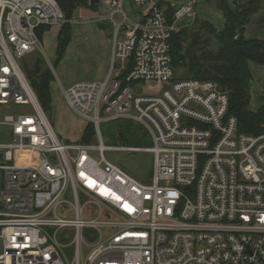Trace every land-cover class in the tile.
<instances>
[{
    "label": "built area",
    "instance_id": "obj_1",
    "mask_svg": "<svg viewBox=\"0 0 264 264\" xmlns=\"http://www.w3.org/2000/svg\"><path fill=\"white\" fill-rule=\"evenodd\" d=\"M192 3L171 21L157 5L133 20L123 0H104L109 73L63 91L93 126L97 144H82L59 141L18 62L42 53L37 33L61 27L62 10L55 0H0V107L26 109L0 121L11 131L0 142V264H264V134L238 132L215 82L173 78L171 38ZM121 120L149 135L151 147L125 149L152 154L149 182L104 158L100 125Z\"/></svg>",
    "mask_w": 264,
    "mask_h": 264
},
{
    "label": "rangeland",
    "instance_id": "obj_2",
    "mask_svg": "<svg viewBox=\"0 0 264 264\" xmlns=\"http://www.w3.org/2000/svg\"><path fill=\"white\" fill-rule=\"evenodd\" d=\"M188 2H193V10L196 16H190L178 25V32L182 31L189 38L183 44V47L188 45L193 35L198 34L200 36V47L203 41L208 40L210 42L203 50L207 53L216 52L218 47L216 41L211 36L210 31L207 28L205 30L202 26L203 21H208L218 30L223 28L224 18L215 0H151L145 8L136 7L131 0H123L122 9L127 16L136 20L140 16L139 12L145 13L154 4H160L164 8L168 4L178 6ZM103 4L104 0H99V3L93 8L88 5L74 10L70 22L71 40L65 49L62 60L56 66L54 61L56 60L57 27L51 28L44 35L42 53L30 54L18 61L26 77L27 73L34 69L36 62H40L42 67H46L53 72L54 80L50 84L51 106L47 110L45 109V115L55 135L62 143H79L83 130L92 126L87 120L80 118L67 107L63 91L74 82H100L104 80L108 66L106 60L107 48L110 46H107L100 39L99 29L102 26L103 28L111 27L110 22L107 21L111 12L104 11ZM113 21L114 23H120V15H115ZM173 78L181 80L188 79L189 76L185 69L175 68L173 69ZM24 110L26 109L22 107H0V121L5 115L19 113ZM100 132L103 145L107 148L103 153L107 161L117 165L140 182L151 180L153 172L152 154L143 151L128 152L125 150L129 147H151V140L145 128L128 120H121L102 123ZM0 134L3 136L0 142L7 143L10 139V129L0 126ZM93 144H97V142L93 141ZM92 156L99 159L97 153ZM96 239L97 236L94 233L86 232L84 235V240L88 244L94 243ZM86 254L87 250L83 248L81 252L82 261H84Z\"/></svg>",
    "mask_w": 264,
    "mask_h": 264
},
{
    "label": "trees",
    "instance_id": "obj_3",
    "mask_svg": "<svg viewBox=\"0 0 264 264\" xmlns=\"http://www.w3.org/2000/svg\"><path fill=\"white\" fill-rule=\"evenodd\" d=\"M64 14L65 22L61 25L56 45L55 66L62 60L65 49L71 40V19L76 8L88 6V0H55ZM224 18V25L218 30L208 21H203V28L210 31L217 43L216 52H205L210 41L205 40L200 47V36L195 34L186 47L189 38L182 32L171 38L172 67L185 69L189 78L203 81L211 80L223 87L228 95V114L238 122V132L258 136L264 134V105L257 111L250 108V87L252 76L249 65L255 64L264 69V41L244 38V28L251 16L259 9L260 0H241L230 6L225 0H215ZM158 6V5H157ZM160 6V5H159ZM171 21L173 9L167 10ZM48 27L39 29L38 37ZM206 30V29H205ZM131 69V62L125 64L124 75ZM28 82L45 113L51 106L50 84L54 80L52 72L36 62L34 69L27 73ZM93 127H86L80 138V143L93 142Z\"/></svg>",
    "mask_w": 264,
    "mask_h": 264
},
{
    "label": "crops",
    "instance_id": "obj_4",
    "mask_svg": "<svg viewBox=\"0 0 264 264\" xmlns=\"http://www.w3.org/2000/svg\"><path fill=\"white\" fill-rule=\"evenodd\" d=\"M225 1L230 6H232L233 3L239 2L241 0H225ZM154 5H157V4H154ZM159 5L160 4H158V6ZM179 5H182V4H179ZM95 6H93V7H95ZM178 6L168 4L164 8H162L161 6H159V7L167 11L169 8L175 9ZM93 7H91V8H93ZM115 15H118V14H115ZM194 16H196V14H194ZM185 19L186 18H184L182 21H184ZM120 23H121V21H120ZM116 24H119V23H116ZM110 25H111V23H110ZM50 29L51 28H49V30ZM57 29H58V31H57L56 36H58L60 27H57ZM105 29H108V30H106L107 32L105 31ZM48 31H43L41 34V38L39 37V39L41 40V43L43 41L44 35ZM99 33H100V35H99L100 39H102L107 44V46H110L107 48V54H106V60H107L108 66H107V71H106V74L104 77V79H105L107 77L109 70H110V67H111L112 40H113V36H114V28L112 25H111V27H106V28H103V26H102L99 29ZM122 36H123V33H118L119 38H121ZM244 38H246V39H257V40L264 41V0H260L259 9L251 16L248 24L245 26ZM56 45H57V38H56ZM56 45H55V51H56ZM249 69H250V73L252 76V84L250 87V106H251L250 108L252 111H257L260 107H262L264 105V69H263V67L255 65V64H250ZM52 74H53V72H52ZM53 77H54V75H53ZM254 86H255V88H254Z\"/></svg>",
    "mask_w": 264,
    "mask_h": 264
},
{
    "label": "water",
    "instance_id": "obj_5",
    "mask_svg": "<svg viewBox=\"0 0 264 264\" xmlns=\"http://www.w3.org/2000/svg\"><path fill=\"white\" fill-rule=\"evenodd\" d=\"M99 3V0H89V6L90 7H93V6H95L96 4H98ZM218 90L219 91H223L224 89H223V87L222 86H218Z\"/></svg>",
    "mask_w": 264,
    "mask_h": 264
}]
</instances>
